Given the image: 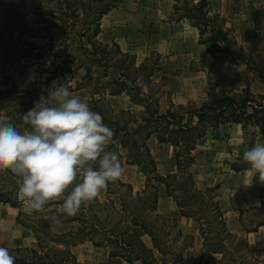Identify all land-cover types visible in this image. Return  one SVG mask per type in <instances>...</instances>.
<instances>
[{"label": "rangeland", "instance_id": "obj_1", "mask_svg": "<svg viewBox=\"0 0 264 264\" xmlns=\"http://www.w3.org/2000/svg\"><path fill=\"white\" fill-rule=\"evenodd\" d=\"M105 2L108 3L111 0ZM106 3L96 0H76L75 2L68 0L66 3L65 0H0V88L5 90L15 84L17 90L27 91L19 95L21 98L17 97L15 90L12 92V97H9L8 92L0 94V116L12 120V123L23 131L28 126L23 123L22 116L34 107L41 95L47 97L48 90L54 81L65 85L74 95L87 101L91 110L96 112L99 107L105 116L113 117V120L117 122L116 125L125 124L131 131L142 124V117L149 113L140 103L138 104L142 107L133 106L123 110L113 107L108 94H110V89L118 87L120 82H124L126 87L137 96V99H144L146 97L144 95H147V100L151 103L150 109L157 107L160 113L171 108L177 114L187 116L184 112L186 107L195 108L208 100L209 96L207 95V98L201 103H188L185 105L186 107L179 108L178 104L172 102L170 94L162 88L165 80L162 78L152 81L151 77H148L149 71L156 66L157 62L159 63L157 54L149 55L140 65L141 63H137L135 57L122 54L112 42L102 44L93 41L90 43L93 39L94 21L98 15V9ZM192 6V0H176L174 16L195 15ZM211 16L215 17L216 24H221L217 15L211 14ZM198 24L203 29L200 40L206 41L211 33L206 24L212 23L202 24V20L199 18ZM252 32H254L253 29L249 33V44H246L244 53L246 54L245 58L249 57L248 65L254 69L251 70L249 66L245 65L259 80V83H253L254 91L248 90L257 95L256 101L262 100L264 103V81L258 77V70L262 69L264 73V35L259 33L261 30L257 31V35L256 32L255 34ZM229 38L232 45L237 46L233 38L231 36ZM261 39H263V45L259 47ZM98 52L101 53V60L105 58L104 62L108 65L106 68L108 74L106 75L103 74L104 66L96 64L93 53ZM116 65L125 69L126 76H131L136 80L140 74L144 75V85H141L143 93L138 95L129 80L115 83L110 74L118 76L121 72V69ZM85 67L91 70L93 77L87 76ZM208 89H212L218 94H233V92L224 89H217L213 83L209 84ZM243 89L237 92L242 94ZM155 94L160 103L152 101L151 95ZM128 96L130 97L129 94ZM147 100L143 102L146 104ZM248 110L250 109L248 108ZM104 123L115 134V124ZM233 123L237 122L207 126L205 134L197 141L196 149L192 150L194 162L191 164L190 170L197 188L205 190L209 187L212 189L214 200L219 204L227 229L235 235L244 237L246 245L238 243L236 240L228 242L233 239L229 238L224 239L227 247H222L224 249L222 252L207 250L210 245H203L197 218L180 216L178 211L180 208L174 197L165 191V181L155 180L150 173L137 172L139 170L137 164L136 173L134 172L135 178L131 181L119 179V181L110 182L105 188V192L100 193L97 197L102 203L90 202L87 210L91 214L90 217H94L93 221L99 220L101 226L113 224L117 228H121L123 215L120 214L124 212L116 211L114 206L117 209L120 208V202L124 204V208L131 206L128 204L133 205L138 199L136 194L140 193L147 183H153L158 188L155 212L159 216L155 218V225L158 226L157 232L161 236L162 243L164 246H168L165 255L156 252L159 260L162 257L166 258L167 262L162 264H264V185L259 183V176L256 178L253 176L252 171L243 172V169L249 168L243 162V153L255 146L256 143H264V121ZM155 125H158V131L163 130L162 132L166 135L174 134L170 132L172 125H165L163 120L156 122ZM121 137L122 131H119L113 139V144L108 146V150L118 153L122 166H124V163L129 162L124 156L126 148L120 144ZM137 137L140 140L139 134ZM128 141L130 142V140ZM146 144H149L157 155V162L160 166L173 158V146L170 152L165 148H157L158 143L153 137L146 140ZM162 158L164 161H161ZM175 171L176 169L173 172ZM182 178L185 179L184 186L187 192L191 185L185 176ZM165 180L171 184L172 188L179 181V179L169 180L168 177ZM4 182L9 184L10 181L0 176V186ZM257 182L259 186H257ZM127 184L131 185V189ZM130 190L132 191L130 192ZM260 192L261 197L259 196ZM253 196L259 197V205L252 204ZM11 197L15 198L14 191L11 193ZM50 203L43 212L30 213L22 202L23 213L20 214L21 219L30 223L44 237V245L50 254H56L57 250L63 249V245H57L50 235L49 232H54L53 230L58 232L72 229L70 234H64L63 238H67L76 235L74 230L77 227L80 228L83 223L87 227L83 229L82 233L93 232L95 240L100 239L102 235L104 239L108 236L102 234V231L95 232L94 226L89 227L87 225L90 223L89 219L79 222L76 218H84L81 212L73 217L64 214L61 207L63 201L57 200ZM206 213L202 214L207 216L209 211ZM108 217L110 218L109 222L107 221ZM48 223L52 225L53 230L49 226L47 229L45 228L44 225H48ZM254 228L256 230H248ZM208 237H212L208 242L218 239L214 229L208 233ZM142 239L150 244V236L145 234ZM90 241L86 239L83 242L79 241L70 245L76 259L82 264H97L100 261H107L109 259L108 247H97ZM111 261L113 264H117L116 258ZM124 264L127 263L124 262Z\"/></svg>", "mask_w": 264, "mask_h": 264}, {"label": "trees", "instance_id": "obj_2", "mask_svg": "<svg viewBox=\"0 0 264 264\" xmlns=\"http://www.w3.org/2000/svg\"><path fill=\"white\" fill-rule=\"evenodd\" d=\"M67 1L68 0H65V3ZM75 1L76 0H73V2ZM96 1L100 3H106V0ZM116 1L117 0H111V2L104 4L100 9H98V15L95 17L94 21L92 34L93 39L90 41V43H93V41H97L102 44L107 43L96 39L97 34L100 31V18L103 13H105L111 6L115 5ZM192 10L194 11L195 15L184 16H186L197 27L199 36L203 34V29L201 28L200 24H198L199 18H201L202 24L209 22L212 23L206 24L211 31L208 39L206 41L200 40L201 42L205 43L207 50L212 55L218 54L228 59L239 60L245 63L247 67L249 66L251 70L254 69V67H250V65H248L249 57L247 56L245 58L246 54L237 46L232 45L227 31L215 23V17L211 16L213 13L209 12L207 0H198L193 2ZM112 43H114L117 49L121 52L118 44L115 42ZM121 53L134 57L132 54L123 52ZM100 54V52L93 53L97 62L96 64H101L104 66V73L106 75L108 74L106 70L108 65L104 62L105 58H103L104 60H101L102 56H100ZM140 65H142V62ZM116 67L121 69V72H119L118 76L112 73L110 74L115 80V83L117 81L129 80L138 95L143 93L141 85H144V75L140 74L136 80L131 76H126V73L124 72L125 69L120 67V65H116ZM157 67L158 62L156 63V66H154L149 71L148 77H150L152 72ZM85 69L87 76L93 77L91 70L86 67ZM258 72V77L264 81V73L262 72V69L258 70ZM138 82L141 84L139 85ZM14 90L16 91L18 98H21V96H19L21 93L27 92L26 90H17V86L12 84L11 88H7L5 90L0 88V94L2 95L5 92H8L10 95L9 97H12V92H14ZM121 91H125L127 94H129L131 100L134 102L143 104L145 111L149 113L147 116L142 117L143 123L139 124L131 131L126 127L125 124L116 125L117 122L113 120L112 116H105L102 113L103 111L97 107L96 112L103 117V121L108 124H115L116 126L113 139L117 136L119 131H122L120 144L126 148V154L124 155L125 159L130 163H136L142 173H150L153 175L155 180L161 182L165 181V191L167 194H170L174 197L177 205L180 208V212L185 216L195 217L199 221V231L203 237V245H210V248H207V250H210L211 252H222L224 250L223 248L227 247L224 239L229 238L233 239L229 240L228 242L236 240L238 243H243L246 245L244 237L235 235L227 229L219 204L216 200H214L212 189L208 187L205 190H201L196 187L190 166L194 162L192 150L195 148L198 139H200L205 134L207 126H219L220 123L227 122L258 123L260 121H264V103L262 100L256 101L257 95H254L248 89H243L242 94L238 92H233V94H218L211 89L208 92V100L201 103V105L198 107L188 108L183 104H178L177 106H179V108L186 107L184 112L187 114V116H184L183 114H177L171 108L167 109L164 113L158 112L157 107L155 109H150L151 103L147 100L148 96L144 95L146 96L144 99H137V96H135V94H133L132 91L126 87L124 82H120L118 87L116 86L113 89H110L109 93L114 94ZM144 100H147L146 104L143 102ZM248 108L250 110H248ZM162 120L164 121L165 125H172L170 132L174 134L166 135L162 132L163 130L158 131V125H155V123ZM9 121L13 122L12 120ZM152 133H156V136L159 140L169 141L172 144L173 158L176 162L175 172L167 173L165 176L157 172L155 158L146 144V139ZM137 134H139L140 140L138 139ZM128 140H130V142ZM0 176H3L10 181L9 184L5 182L1 184L0 187H4L2 189L0 188V201L8 202L13 206L20 207L22 202L20 199H18V177L11 173L10 170L0 172ZM184 176L187 180H189V184L191 185V187H189L190 190H187V192L184 186L185 179L182 178ZM166 177H168L169 180L179 179V181L175 183V187L172 188L171 184L165 180ZM127 186L131 189L130 184H127ZM157 190L158 188L156 184L147 183L144 189H142L140 193L136 194L138 199L135 201V203H133V205L128 204L131 206L124 208V204L120 202V208L117 209L114 206L116 211L124 212L120 214L123 215L121 222L123 224L121 228H117V226L113 224L101 226V222H99L97 219L93 221L94 217H90L91 214L87 211L90 203L86 206L82 205L80 212L82 215H84V218L76 219L79 220V222L80 220L85 222L89 219L90 223L87 225H89V227L94 226L95 232L102 231V234L105 236L108 235L105 239L102 235L100 239L95 240L93 232H84L85 234L82 233L83 229L87 227L86 224L83 223L81 224L80 228L77 227V229L74 230L75 233H77L76 235L63 238L64 234L68 235L73 230L68 229L66 231L62 230L57 232L53 230L52 225L48 223V225H44L45 228L47 229L49 226L54 231H50L49 233L53 237L56 244L63 245V249L57 250L56 254H50L44 245V237L37 230H35V228L30 223L20 218V214H22L23 211L22 209H19L16 216L17 221L28 227L33 232L37 239L39 249L29 246L12 247L7 246L2 242H0V246L8 248L11 252L10 254L18 255L20 257L14 261V264H82V262L76 259V256L72 252L70 245L86 239L91 240L96 245H105L108 247L109 259L99 264H113L111 259L115 258L117 259V264H122L123 261H125L127 264L166 263L167 261L165 257H162L159 260L156 256V252L165 255L166 249L168 248V246H164L162 243L161 236L157 232L158 226L155 225V218L159 216V214L155 212L157 208ZM13 191L14 197L16 199L11 197V193ZM131 191L132 190H130V192ZM178 192H180V194H178ZM259 196L261 197V192L259 193ZM107 200L109 199L107 198ZM94 202L102 203L98 198H96ZM207 211H209V214L207 216L203 215L207 214ZM107 221H110L109 217ZM212 229L215 230L216 234L218 235V239L214 240L213 242H208L209 238L212 239V237H208V233H210ZM248 230L256 229L254 228ZM145 234L150 236V244L143 241L142 236ZM211 260L213 261V258Z\"/></svg>", "mask_w": 264, "mask_h": 264}, {"label": "crops", "instance_id": "obj_3", "mask_svg": "<svg viewBox=\"0 0 264 264\" xmlns=\"http://www.w3.org/2000/svg\"><path fill=\"white\" fill-rule=\"evenodd\" d=\"M175 1L117 0L115 5L101 16L97 38L104 42H115L121 52L132 54L137 63H141L151 54H157L158 67L150 77L152 81L162 78L165 80L162 88L170 94L175 104L203 102L207 98L211 83L215 84L217 89L230 92L243 88L254 91L253 83H259V80L247 69L245 63L218 54L212 55L205 43L200 41L197 27L184 15L174 16ZM207 3L209 12L219 17L222 29L227 31L228 36L233 38L243 52L246 50V44H249L251 29L253 34L256 32L257 35V31L261 30L259 33L264 35V0H207ZM263 39L259 42V47L263 45ZM108 97L117 109L142 107L132 101L125 91L108 94ZM151 99L160 103L156 94L151 95ZM151 137L158 143L157 148H165L169 152L172 150L169 141L159 140L156 133H152L146 140ZM147 147L155 158L156 170L159 173L165 175L176 169L174 158L160 166L157 155L149 144ZM135 167L136 163H124V172L120 179L131 181L135 178ZM246 170L249 168L243 169V172ZM256 176L259 174L254 177ZM102 192L104 193L105 189ZM252 204L259 205L258 196H253ZM21 207L22 205L16 207L0 201V242L12 247L29 246L39 249L33 232L17 221L16 216ZM180 216L185 215L180 212ZM90 242L94 246L106 248L105 245ZM101 262L104 261L97 264Z\"/></svg>", "mask_w": 264, "mask_h": 264}, {"label": "clouds", "instance_id": "obj_4", "mask_svg": "<svg viewBox=\"0 0 264 264\" xmlns=\"http://www.w3.org/2000/svg\"><path fill=\"white\" fill-rule=\"evenodd\" d=\"M22 120L28 126L23 131L0 116V172L18 177V196L30 213L62 200L63 213L76 216L121 178L119 154L108 150L113 131L65 85L54 81L47 97L41 95ZM243 162L264 185V143L246 150ZM10 253L0 246V264L20 258Z\"/></svg>", "mask_w": 264, "mask_h": 264}]
</instances>
